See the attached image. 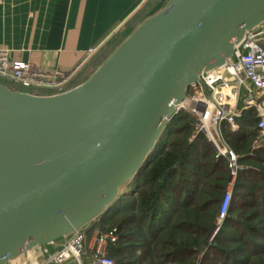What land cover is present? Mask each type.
I'll list each match as a JSON object with an SVG mask.
<instances>
[{"label":"water","instance_id":"1","mask_svg":"<svg viewBox=\"0 0 264 264\" xmlns=\"http://www.w3.org/2000/svg\"><path fill=\"white\" fill-rule=\"evenodd\" d=\"M262 26L264 0H162L82 83L43 95L0 81V264L39 263L93 229L156 154L192 87Z\"/></svg>","mask_w":264,"mask_h":264},{"label":"trees","instance_id":"2","mask_svg":"<svg viewBox=\"0 0 264 264\" xmlns=\"http://www.w3.org/2000/svg\"><path fill=\"white\" fill-rule=\"evenodd\" d=\"M160 1L152 0L139 20ZM130 32L106 47L72 87L85 81ZM237 122V132L223 124L225 140L243 170L222 223L229 163L217 159L204 134L195 136L194 118L181 111L130 193L93 228L101 233L116 230L119 239L108 247L116 264H264V145L255 148L260 120L255 109H247Z\"/></svg>","mask_w":264,"mask_h":264},{"label":"built area","instance_id":"3","mask_svg":"<svg viewBox=\"0 0 264 264\" xmlns=\"http://www.w3.org/2000/svg\"><path fill=\"white\" fill-rule=\"evenodd\" d=\"M146 1L141 0L134 12ZM106 41L89 49L70 72L46 70L33 61L13 59L9 49L0 48V81L31 92L43 90L52 94L69 89L79 71L101 51ZM247 109H255L260 120V140L255 143L258 149L264 145V26L247 35L236 50L233 61L223 71L204 75L200 84L192 87L188 98L179 107L180 112H187L194 118L195 136L204 134L212 144L217 159L224 158L229 163L231 180L220 224L227 215L235 182L243 170L239 164L240 157L225 140L223 124L228 123L232 132H237V121ZM89 233H78L35 264H116L108 252L109 245L119 239L116 230L109 233L93 230L91 235Z\"/></svg>","mask_w":264,"mask_h":264},{"label":"crops","instance_id":"4","mask_svg":"<svg viewBox=\"0 0 264 264\" xmlns=\"http://www.w3.org/2000/svg\"><path fill=\"white\" fill-rule=\"evenodd\" d=\"M140 1L0 0V48L9 49L13 59L70 72L89 49L109 40ZM103 50L84 65L79 76Z\"/></svg>","mask_w":264,"mask_h":264},{"label":"rangeland","instance_id":"5","mask_svg":"<svg viewBox=\"0 0 264 264\" xmlns=\"http://www.w3.org/2000/svg\"><path fill=\"white\" fill-rule=\"evenodd\" d=\"M139 18H140V17H138V18H136L135 20H133V22L131 23V25L129 26V28H128L125 32L129 31L130 29H131V31H132L133 28H134V27H135V26L141 21V20H139ZM143 19H144V18H143ZM121 35H122V34H121ZM119 37H120V36H119ZM119 37H118V38H119ZM118 38H117V39H118ZM117 39H116V40H117ZM116 40H114V41L112 42V44H113ZM107 47H108V46H107ZM108 56H109V55H108ZM106 58H107V57H106ZM106 58H105V59H106ZM105 59H103V61H104ZM130 191H131V190H130L129 187H126V188L124 189V192H125V193H130ZM220 221H221V219H220ZM219 224H220V222H219Z\"/></svg>","mask_w":264,"mask_h":264}]
</instances>
